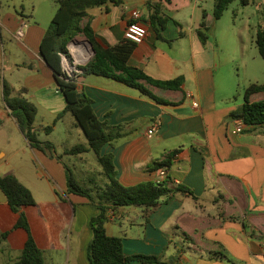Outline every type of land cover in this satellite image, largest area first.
Wrapping results in <instances>:
<instances>
[{
  "label": "crops",
  "instance_id": "obj_1",
  "mask_svg": "<svg viewBox=\"0 0 264 264\" xmlns=\"http://www.w3.org/2000/svg\"><path fill=\"white\" fill-rule=\"evenodd\" d=\"M218 1L123 0L118 6L108 4L92 8L85 19L102 44L116 46L126 41L124 34L130 13L137 9L148 35L133 50L129 65L157 80L184 78L179 90H163L142 82L153 95L168 102L160 103L119 81L81 73L76 76L78 92H84L93 100L92 108L99 120L111 126L125 125L127 131H132L115 147L106 144L102 148V155L114 154L118 180L127 187L156 182L159 170L153 169V163L174 154L168 175L176 184L191 189L196 196L178 193L148 216L142 208L111 209L106 231L110 236L124 239L126 256H156L168 264H230L213 256L221 244L241 264H264V126L237 133L236 120L230 117L231 112L245 101L244 94L235 96L239 84L231 66L238 59L236 42L239 43V33L236 29L228 31L233 52L216 38L208 35L203 41L198 34L204 15L210 28L217 22L214 8ZM263 9L264 0L258 11ZM57 10V0H30L28 9L20 14L0 8V60H7L5 40L14 37L23 42L22 53L30 55L29 62L13 63L14 69H29L30 76L39 77L30 86L23 83L17 88L12 82L8 83L14 94L20 95V91L26 89L25 94L31 93L32 97L40 94L49 100L47 110L55 118L54 122L64 111L67 101L53 70L42 57L41 42L49 25L40 22L39 17L45 14L52 21ZM24 24L27 25L25 36L18 39L16 33ZM80 43V49L88 52V44L85 41ZM252 83L264 84V80ZM250 100L264 101V93L253 95ZM1 101L8 113V121L18 126L4 102L0 84V104ZM194 102L198 103L197 107ZM67 114L56 122L49 134L56 132L57 124ZM0 118L3 120L2 129L7 121L1 115ZM73 126L80 128L75 121ZM153 127L154 133L148 136ZM51 142L55 145L54 141ZM81 145L89 147L87 138ZM75 146L77 144L66 148L65 153ZM72 156L77 160L86 156L97 159L91 150ZM55 197L57 204L62 202L61 197ZM76 200L80 201L76 206L73 203L60 208L62 213L67 211L70 214L62 226L63 218L54 208L45 215L47 224L39 216L32 222V210L37 203L26 212L33 234L43 250L55 245L60 235L67 239L74 237L78 249L73 264H90L87 247L93 231L89 222L100 211L94 209L88 216L81 214L78 217L76 207L84 212L87 206L82 199ZM8 210L13 213L6 197L0 196V233L6 225L9 228L3 233L13 229L17 222L18 215H10ZM245 223L257 229L263 237H251L245 230ZM20 230L8 235L0 244V252L12 255L15 251H22L27 233L23 230L26 237H22ZM126 264L144 263L131 260Z\"/></svg>",
  "mask_w": 264,
  "mask_h": 264
},
{
  "label": "trees",
  "instance_id": "obj_2",
  "mask_svg": "<svg viewBox=\"0 0 264 264\" xmlns=\"http://www.w3.org/2000/svg\"><path fill=\"white\" fill-rule=\"evenodd\" d=\"M233 1L219 0L214 8V19L220 20ZM122 3L123 0H57L58 10L41 42L42 57L53 70L57 85L67 101L64 111L59 114L53 125L45 126L42 129L35 126L38 109L34 103L23 96L27 92L26 89H22L20 95L14 94L13 87L4 80L2 83L3 99L30 146L43 152L49 150L52 157L61 158L55 153V145L51 141L43 142L39 139L40 131L43 130L49 134L54 129L56 122L67 113L75 118L76 125L83 130L89 147L80 144L67 151V154L79 155L88 152V150L93 151L101 168L98 173L104 180L103 186L96 191L98 197L96 206L100 213L90 220L93 238L87 250L89 263L126 264L131 260H137L144 264H168L160 261L156 256H126L124 239L110 236L106 231L105 225L109 220L108 213L111 209L136 207L142 208L145 215L148 216L162 203L178 193L189 194L194 198L196 196L191 189L176 184L169 175L161 183L147 181L134 186H124L117 178L114 154L102 155L101 152L106 144L115 147L121 139L131 135L132 131H127L125 125L111 126L107 122L99 120L92 108L93 100L84 92H78L76 76H67L62 66L61 54L70 57L68 45L76 37L84 36L92 44L95 55L85 65L78 66L82 71L81 74L119 81L140 90L160 103H168L153 95L142 82L163 90H179L184 83L183 77L168 80H157L150 77L143 70L129 65L130 56L137 46L135 43L124 41L116 46H105L98 40L91 24L85 23L90 9L108 4L118 6ZM242 4L248 5L249 2L242 0ZM155 7L157 8V6ZM210 30L204 15L198 30L203 41L208 39ZM255 44L264 59V26H260L256 31ZM259 93H264V84L251 83L245 90L244 104L231 112V119L243 120L250 127L264 126V101L251 102L250 100L251 96ZM2 125L3 120L0 118V127ZM174 156V154H169L164 159L155 161L152 165L153 169L165 168L168 172ZM67 178L68 193L92 197V188L82 186L72 173L68 174ZM86 180L93 181L89 178ZM0 190L5 195L10 210L18 215L13 229L1 235L0 244L14 230L22 229L27 233V239L20 256L9 264H45L44 250L39 246L33 234L26 212L27 208L36 205L32 191L13 173L0 176ZM244 227L251 237L258 239L263 237L257 229L252 228L249 224L245 223ZM213 256L230 264H241L233 259L221 244H218V249L214 251Z\"/></svg>",
  "mask_w": 264,
  "mask_h": 264
},
{
  "label": "rangeland",
  "instance_id": "obj_3",
  "mask_svg": "<svg viewBox=\"0 0 264 264\" xmlns=\"http://www.w3.org/2000/svg\"><path fill=\"white\" fill-rule=\"evenodd\" d=\"M29 3L30 0H0V8L20 14L24 9H28ZM261 4L262 0H251L248 5L242 4V0H234L224 12L222 18L215 22L209 32V35L214 39L216 38V40L221 41L225 46H229L231 52H233L234 47L233 42L228 41V31L236 29L239 33V43L236 42V45L239 47L238 59L231 64L234 76L239 84L238 91L235 93L236 97L243 95L246 88L255 80H264V59L261 57L259 49L255 44L256 31L259 26L264 24V9L262 12L258 11ZM39 20L50 26L51 21L45 17V14L43 17H39ZM32 23L35 24V21L32 20ZM75 39L78 43L68 45L71 52L70 57L67 58L69 62L82 66L88 59L91 60L94 55L90 48L88 51L90 54L84 49H80V41L86 42L84 36H78ZM22 46L23 42L18 41L14 37H9L5 40L7 60L4 62L0 60L1 85L6 80L19 88L23 83L30 86L31 84H35L37 79H39L38 76H30L31 72L29 69H14L13 63L23 64L24 62H29L30 55L22 53ZM73 50L78 51L79 57H82V59L78 58ZM33 62L36 63L35 61ZM23 96L34 103L39 109L36 121L38 129H42L40 126L53 125L55 118L47 110V107L50 105L49 100L41 97L40 94H36L35 97H32L31 93L24 94ZM55 101L59 100L55 99ZM0 105V115L7 121V125L0 129V176L14 173L33 192L38 205L32 210V222L39 216L47 224L45 215L48 210L54 208L63 218L61 220L62 226L64 220L68 219L70 214L67 211H63L62 213L60 208L72 206L71 204L73 203L76 206V202H80L76 200L77 198L82 199V202L87 206L84 212L78 206L76 207L78 217L81 214L88 216L90 212L97 209L98 197L96 191L99 187L103 186L104 182L103 177L98 173L100 166L97 159L93 156H86L85 159L77 160L74 156L65 153L66 148L86 142L82 129L73 126L75 121L73 116L67 114V116L60 120L57 124V130L53 134H46L43 130L39 132V139L41 141H54L55 153L61 156L59 159L52 157L49 150L43 152L33 149L20 128L8 121V113L2 101ZM71 173L82 186L93 189L91 193L92 197L68 193L67 176ZM87 178L93 181H88L86 180ZM55 195L61 197L62 202L57 204L55 202ZM0 196L5 198L1 191ZM9 214L14 215L10 211ZM59 225L60 223H57V226ZM8 226L6 225L0 234L8 230ZM20 235L26 237V233L23 230H20ZM76 240L77 238L74 237L67 239L60 235L57 243L53 245L54 247L45 248V264H68L69 259L70 264H73L78 249ZM20 254L21 250L13 252L12 255H6L5 251H1L0 264L12 263Z\"/></svg>",
  "mask_w": 264,
  "mask_h": 264
},
{
  "label": "built area",
  "instance_id": "obj_4",
  "mask_svg": "<svg viewBox=\"0 0 264 264\" xmlns=\"http://www.w3.org/2000/svg\"><path fill=\"white\" fill-rule=\"evenodd\" d=\"M140 20H141L140 12L137 9L132 10L130 13L129 23L124 34V38L126 41L133 42L136 45L143 43L148 35V30L146 26ZM26 27L27 25L24 24L20 29H18L16 33L18 39L24 38ZM61 56L63 59L64 72L67 76L73 77L82 73V71L78 68V65L76 63L69 62V59L65 54H61ZM66 64H68V66ZM188 96L192 98V94H189ZM193 105L194 107H197L198 103L194 102ZM250 128L251 127L248 126L246 123H244L243 120H236L235 131L237 133H242ZM154 130L155 127L151 128V130L148 131V136H151L154 133ZM158 174H159V179L156 181V183H161L167 177L168 172L165 168H161L159 169Z\"/></svg>",
  "mask_w": 264,
  "mask_h": 264
},
{
  "label": "water",
  "instance_id": "obj_5",
  "mask_svg": "<svg viewBox=\"0 0 264 264\" xmlns=\"http://www.w3.org/2000/svg\"><path fill=\"white\" fill-rule=\"evenodd\" d=\"M77 43H78V41H77L76 39H74L73 41H71L70 44H77ZM86 44H88V46H89L90 49L92 50L93 55H95V50H94L92 44H91L88 40H86ZM69 49H70V47H69ZM70 51H71V50H70ZM89 61H90V59H88V60L84 63V65H85L87 62H89Z\"/></svg>",
  "mask_w": 264,
  "mask_h": 264
},
{
  "label": "bare ground",
  "instance_id": "obj_6",
  "mask_svg": "<svg viewBox=\"0 0 264 264\" xmlns=\"http://www.w3.org/2000/svg\"><path fill=\"white\" fill-rule=\"evenodd\" d=\"M73 52H74V54H75L78 58L82 59V57H79V53H78V51L73 50ZM66 65L68 66V64H66Z\"/></svg>",
  "mask_w": 264,
  "mask_h": 264
}]
</instances>
